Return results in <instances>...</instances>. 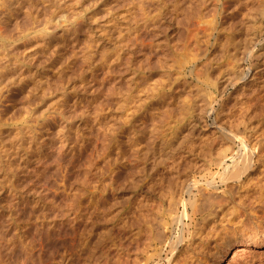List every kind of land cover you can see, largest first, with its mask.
<instances>
[{
  "label": "rangeland",
  "instance_id": "obj_1",
  "mask_svg": "<svg viewBox=\"0 0 264 264\" xmlns=\"http://www.w3.org/2000/svg\"><path fill=\"white\" fill-rule=\"evenodd\" d=\"M201 1L0 0V264H183L189 254L182 241L190 235L203 245L206 264H264V246L235 261L233 251L222 257L218 249L264 227V209L250 210L264 188V62L245 86L224 83L236 64L232 30L256 4L242 12L232 6L211 32ZM258 55L260 64L264 53ZM169 66L173 82L144 94ZM131 96L134 111L123 121ZM243 106L252 115L254 163L239 190L233 178L220 182L208 160L222 142L217 123ZM110 126L117 131L106 146ZM199 188L227 203L216 230L198 215L184 230L169 221L155 241L153 227L168 205L179 214L182 190L198 196ZM237 201L243 210L230 209ZM64 204L76 210L63 219Z\"/></svg>",
  "mask_w": 264,
  "mask_h": 264
},
{
  "label": "bare ground",
  "instance_id": "obj_2",
  "mask_svg": "<svg viewBox=\"0 0 264 264\" xmlns=\"http://www.w3.org/2000/svg\"><path fill=\"white\" fill-rule=\"evenodd\" d=\"M4 1V0H3ZM6 1V0H5ZM250 1H254L255 2V4H256V6H254L255 8L252 10V11H249L248 13H246L245 11V13H243L242 11L247 7V4H248V2H250ZM207 2V4H205ZM1 3H2V1H1ZM213 3H216L215 5L213 4ZM251 3V2H250ZM6 4V3H5ZM200 4H205L204 5V7L206 6V8H208L209 10H210V12H211V15H210V20H209V28L210 29H212V31L211 32H214L215 30H217L216 29V25H219V23H218V20H219V17L221 16V14H226L225 12L227 11H229V12H231L230 11V8L233 6L234 8H235V11L236 12H242V14H241V17H240V20H239V22H238V24L236 25V27L235 28H233V30H232V32H233V35L231 36L232 37V39L233 40H231V41H234V42H230L231 44H233V50L235 49V45H236V52H234L233 53V55H234V57L233 56H231L232 57V59H236V64H235V66H234V69H233V67L231 68V70H232V74H231V76L230 77H226V80L224 79V83H225V87L227 86V87H231L232 86V88L234 87H236V86H238V85H240L241 87L242 86H245V84H246V82L248 81V80H250V78L252 79V77H253V75H252V73H255V72H257L258 70V68L259 67H261L262 65H263V62L264 61H260L259 60V63L260 64H258V57L261 55V53H260V55H258L259 54V52L260 51H262V54L264 53L263 51H264V0H204V1H201L200 2ZM252 5H254L253 3H251ZM8 5V4H7ZM249 5V4H248ZM201 6V5H200ZM201 7H203V6H201ZM203 7V8H204ZM232 7V8H233ZM2 8V7H1ZM46 9V8H45ZM44 9V10H45ZM193 9V8H192ZM197 10H199V7L197 8ZM194 11V10H193ZM200 12H201V10H199ZM199 11H194V12H196L197 14H199L198 12ZM206 11H207V9H206ZM193 12V13H194ZM204 14H205V12H203ZM202 13V14H203ZM208 13H209V11H208ZM207 13V14H208ZM196 14V15H197ZM206 14V15H207ZM228 14V13H227ZM1 15V14H0ZM231 15V14H230ZM224 16V15H223ZM222 16V17H223ZM34 17V16H33ZM57 17V16H56ZM198 17V16H197ZM207 17H209V15H207ZM231 17V16H230ZM201 18H203V17H201ZM205 18H206V16H205ZM54 19V18H53ZM204 19V18H203ZM209 19V18H208ZM207 19V20H208ZM225 19V18H224ZM232 19V18H231ZM66 20V19H65ZM30 21V20H29ZM52 21V20H51ZM206 22V21H205ZM37 23V22H36ZM233 23V22H232ZM236 23V22H235ZM234 23V24H235ZM38 24H40V23H38ZM42 24V23H41ZM41 24H40V26H41ZM50 24H51V22L50 21H45V22H43V24H42V29H43V31H47V30H49L50 28H51V26H50ZM54 25H55V23H54ZM233 25V24H232ZM36 26V25H35ZM47 26H50V28H48ZM200 26V25H199ZM199 26H197V27H199ZM220 26V25H219ZM38 27V26H37ZM203 27V26H202ZM228 27V26H227ZM233 27V26H232ZM39 28V27H38ZM205 28V27H204ZM204 28H203V30H204ZM225 28V27H224ZM36 29V28H35ZM200 29H201V26H200ZM208 29V28H207ZM210 29H208V31H206V30H204V31H206V34L205 35H207V32H209V30ZM215 29V30H214ZM229 29V28H228ZM195 30V32H196V28L194 29ZM218 30H219V28H218ZM50 31V30H49ZM198 32L200 31V30H197ZM203 31V33H205ZM226 31V30H225ZM190 32V31H189ZM194 32V31H193ZM211 32H209V34H211ZM230 32V31H229ZM191 33V32H190ZM202 33V34H203ZM216 33V32H215ZM44 34V33H43ZM196 34V33H195ZM45 35V34H44ZM215 35V34H214ZM198 36V35H197ZM216 36V35H215ZM229 36V37H230ZM195 37V35H193V37H192V35L189 37V38H193V39H195L194 38ZM211 37H212V34H211ZM218 37V36H217ZM207 38V37H206ZM208 39H209V37H208ZM217 39V38H216ZM227 39V38H226ZM188 37H187V42H188ZM204 40H206V39H204ZM199 41V40H198ZM203 41V40H202ZM201 41V42H202ZM200 42V43H201ZM204 42V41H203ZM202 42V43H203ZM200 43H198V45H200ZM201 43V44H202ZM228 43V42H227ZM230 43H228V44H230ZM190 44H192V43H190ZM193 45H195L194 47L196 48V47H198L197 46V44H193ZM227 45V44H226ZM201 46V45H200ZM228 46V45H227ZM189 47H190V45H189ZM191 47H193V46H191ZM193 47V48H194ZM203 47V46H202ZM186 48V47H185ZM227 48V47H226ZM184 49V48H183ZM188 49V48H187ZM201 49V48H200ZM229 49V48H228ZM185 50V49H184ZM196 51H197V49H195ZM202 50V49H201ZM178 51V50H177ZM181 51H183V50H181ZM188 51V50H187ZM229 51V50H228ZM235 51V50H234ZM226 52V51H225ZM232 52V51H231ZM97 53V52H96ZM227 53H230V51L229 52H227ZM195 55V54H194ZM229 55H231V54H229ZM97 56H100V54L99 55H97ZM187 56H188V54H187ZM192 56H190V58H191ZM194 57V56H193ZM101 58V57H100ZM99 58V59H100ZM180 58V57H179ZM260 58V57H259ZM101 59H103V58H101ZM189 60V59H188ZM182 62V61H181ZM235 62V61H234ZM251 63L250 65H248L247 66V68H246V65H244V63ZM185 63V62H184ZM168 65V64H167ZM166 65V66H167ZM175 64H173V66H174ZM183 65V64H182ZM170 66H171V64H170ZM170 66H169V69H170ZM173 66H172V68H173ZM186 66V65H185ZM166 68V67H165ZM168 68V67H167ZM171 68V69H172ZM176 68V67H175ZM171 69H170V71L168 72V71H166V75H164L163 77L164 78H162V75L164 74H161L160 76V79L162 78V79H164V80H162V82H160L159 84H157V83H155V82H157V81H159V78L156 80L155 78H152V82H146L145 83V85H147V86H145V88L143 89L142 88V86H141V88L144 90H142V89H140L141 91H143V93L145 92H147V93H151V92H154V90H156V89H158L162 84H165V82L167 81V83H168V80H169V73H171L172 74V72H171ZM176 71L178 70V69H175ZM254 71V72H253ZM178 72H179V70H178ZM177 72V73H178ZM174 73V72H173ZM177 73L175 74V75H177ZM173 74V75H174ZM256 74V73H255ZM172 75V76H173ZM167 78H166V77ZM171 76V75H170ZM257 76V75H256ZM151 77V76H150ZM154 77V76H153ZM156 78H157V76H156ZM254 78V77H253ZM256 78V77H255ZM174 79V78H173ZM155 80V81H154ZM160 80V81H161ZM171 81H172V79H170ZM169 80V81H170ZM154 81V82H153ZM175 81V80H174ZM257 81V80H256ZM173 82V81H172ZM218 82H220V81H218ZM250 82H251V80H250ZM254 82H255V80H254ZM155 83V84H154ZM169 83H171V82H169ZM221 83V82H220ZM254 84V83H253ZM168 85V84H167ZM170 85V84H169ZM168 85V86H169ZM165 86V85H164ZM213 86V85H212ZM217 85L215 84V87H216ZM219 86V85H218ZM220 86H221V84H220ZM144 87V86H143ZM162 87V86H161ZM164 88V87H163ZM216 88H218V87H216ZM215 88V89H216ZM219 88H221V87H219ZM136 90H138V89H135V91H134V94H135V92H136ZM219 90V89H218ZM141 91H140V94H141ZM132 92V91H131ZM139 93V92H138ZM144 93V94H145ZM217 93V92H216ZM219 93V92H218ZM220 93H221V91H220ZM130 94V93H129ZM136 94H137V92H136ZM136 94L134 95V96H136ZM130 96V95H129ZM263 96V95H262ZM128 97V96H127ZM254 97V96H253ZM130 98V97H129ZM131 98H132V96H131ZM135 97H133L132 99H130V101H129V104H128V106H126V109L124 110L125 111V119L123 120V121H125L126 119L128 120V118H129V116H131V114H132V111H134V110H132L133 109V106H134V100H136V99H134ZM251 98V97H250ZM254 99V98H253ZM132 100V101H131ZM248 100V99H247ZM255 100V99H254ZM259 100H263V99H259ZM128 101V100H127ZM251 101V100H250ZM257 102V101H256ZM261 102H263V101H261ZM126 103V102H125ZM242 103H243V101H242ZM245 103V105H247V103L246 102H244ZM251 104H252V102H251ZM242 105H244V104H242ZM217 111H218V109H217ZM216 111V114H215V116L217 117V115H218V112L220 111H218L217 112ZM256 111V110H255ZM251 112H252V110H251ZM253 112H254V110H253ZM258 112V111H257ZM220 115V114H219ZM237 115V116H236ZM257 115V114H256ZM255 115V116H256ZM251 116L252 115H250V107L249 106H243V107H240L236 112H233L232 110H230V112H229V118H231V119H229L228 118V120L226 121V122H222V123H220L219 122V125H218V123H217V126H216V133H218L221 137H222V142L219 144V145H216V144H214V146L216 145V147L212 150V153H211V159L210 160H208V162H209V165L210 164H212L215 168H217V170L219 171L218 172V176L220 177V182H222V179L224 180V179H226V177H230V178H233L232 180H234L235 179V181L236 182H238V183H236L235 184V186H236V189H241V187L244 185V183L246 182V180H247V178L245 179V176H243L245 173V171H246V168H247V166L248 165H250V163H251V161H252V154H253V151H252V145L251 144H248V140H249V137H250V131H252V127H251V124L252 123H250V120H251ZM254 116V117H255ZM121 117H124V116H121ZM260 117V116H259ZM215 118V117H214ZM227 118V117H226ZM217 119V118H216ZM253 119V118H252ZM126 120V121H127ZM164 121L165 120H163V118L162 117H157V120L155 121V123L156 124H161V123H164ZM175 122H174V124L175 125H177V119H175L174 120ZM256 121H258V120H256ZM110 128L111 129H107L104 133H105V135H104V138H103V143H105V145L107 144H109L112 140L114 141V139L113 138H111V137H114L115 135H116V131H117V129L114 127V129H112V127L110 126ZM115 129H116V131H115ZM226 133H228V135H226ZM217 134V135H218ZM102 143V144H103ZM117 143V142H116ZM218 143V142H217ZM106 145V146H107ZM249 145H251V146H249ZM102 146H104V145H102ZM254 146V145H253ZM103 148V147H102ZM111 148V147H110ZM211 148V147H210ZM213 148V147H212ZM103 149H107L106 147H104ZM254 149H255V147H254ZM253 149V150H254ZM102 150V149H101ZM108 150V149H107ZM103 152V151H102ZM100 153H101V151H100ZM210 154V153H209ZM234 154H235V157H233L234 156ZM257 154V153H256ZM151 155V154H150ZM256 156H258V155H256ZM152 157V156H151ZM253 157H255V156H253ZM259 157V156H258ZM260 159V158H259ZM108 160V159H107ZM112 160V159H111ZM257 161L256 160V158H254L253 159V161ZM109 161V160H108ZM114 161V160H113ZM228 161H230L231 163H229V164H227V162ZM260 161V160H259ZM115 162V161H114ZM106 163H108V162H106ZM254 163V162H253ZM253 163H251V165L253 164ZM103 164V163H102ZM153 164V163H152ZM259 164V163H258ZM110 165V164H109ZM113 165V164H112ZM111 165V166H112ZM209 165H208V167H209ZM111 166H109V168L111 167ZM107 167V166H106ZM196 167V166H195ZM200 167V166H199ZM198 167V168H199ZM253 167V166H252ZM197 168V167H196ZM198 168H197V170H198ZM207 168V167H206ZM250 168V167H249ZM114 170V169H113ZM251 170H253V168L251 169ZM208 171V170H207ZM249 171V170H248ZM9 172V171H8ZM7 172V173H8ZM115 172V171H114ZM3 174V172L0 170V176ZM9 174V173H8ZM249 175V174H248ZM84 176V175H83ZM88 177H89V175H87ZM11 177V176H10ZM193 179H192V181H193V183L196 181V179H195V176L193 175ZM83 178V177H82ZM85 178L86 177H84L83 179L84 180H81L82 181V183H80L81 184V186H83L85 189H86V186L85 185H88L87 183V181L88 180H85ZM87 179V178H86ZM90 179V178H89ZM198 179V178H197ZM4 180V179H3ZM244 180V181H243ZM7 181H8V179H7ZM80 181V182H81ZM225 181V180H224ZM244 182V183H243ZM8 183V182H7ZM7 183H5V184H7ZM86 183V184H85ZM199 183H200V181H199ZM197 184H198V182H197ZM246 184V183H245ZM8 185V184H7ZM260 186V185H259ZM259 186H257V187H259ZM82 187V188H83ZM90 187V186H89ZM225 187H226V185H225ZM224 187V188H225ZM228 187V186H227ZM234 187V186H233ZM10 188V187H9ZM188 188V187H187ZM260 189H259V195H258V201L256 202V204L255 205H253V204H251V205H253L251 208H250V210L251 211H256V210H259V209H264V202H262V199H259L260 198V196H261V194H262V192H263V186H261V187H259ZM200 189V191H198L197 190V193L196 194H198V196H196V195H194V190H191V191H189V190H182V193H183V195L181 196V199H179L180 200V213L179 214H177V212H176V208L175 207H173L172 205H171V203H170V206L168 205V208H167V211H166V213L164 214V217L162 218V219H160V221L158 220V224L156 225V226H154L153 228H156L155 230H156V237H155V235L153 236V237H155V241H158L159 239H160V236L163 234H161V232L164 230L165 231V229H166V226H167V224H169L168 222L169 221H171V223H173L172 221H175V220H178V223L179 224H181V226H182V230H184L185 229V225H186V223H184V221H190V222H196V218L195 219H193L194 218V216H198V215H204L205 217H203V218H206L208 221H209V225L211 226L210 227V232L211 231H215L216 229H215V226H216V223H217V221L218 220H222L221 218H222V216H223V207H225L224 205H226L225 203H222V201H224V197H220L218 194H212V193H210V194H205L204 195V193H207V192H205V190H204V193L202 194V190H201V188H199ZM206 189V188H205ZM84 190V189H83ZM82 190V191H83ZM228 190V189H227ZM81 191V190H80ZM81 191V192H82ZM85 192V191H84ZM84 192H82L81 194H79V200H80V202H81V200L82 199H84ZM229 192V191H228ZM237 192V191H236ZM233 193H235V192H233ZM184 194H187V196H188V198L187 199H184ZM225 194V193H224ZM232 194V193H231ZM223 195V194H222ZM233 195H235V194H233ZM233 195H231V196H233ZM237 196H238V194H236ZM227 196V195H226ZM200 198V202H198V203H196V198ZM223 198V199H222ZM233 198V197H232ZM77 199V198H76ZM75 200V199H74ZM85 200V199H84ZM71 200H69V203H71L70 202ZM76 201V200H75ZM198 201V200H197ZM229 201V200H228ZM65 202V201H64ZM68 201H66L65 203H67ZM177 202V201H176ZM225 202V201H224ZM74 203V201L72 200V204ZM179 203V202H178ZM231 203V202H230ZM230 203H228L229 205H231V208L230 209H240V210H243V207H244V204L245 203H243V202H241V201H237L236 203H234V204H230ZM65 205V204H64ZM79 205V204H78ZM175 205H177V204H175ZM179 205V204H178ZM72 207H73V205H72ZM76 207V206H75ZM74 207V208H75ZM72 209L71 208V205L70 204H66L63 208H62V210H61V216H62V218L64 219L65 217H67L68 215H69V213L71 212V209H72V211L73 210H76V208L75 209ZM178 209V208H177ZM76 212V211H75ZM188 212H190V215H188L187 213ZM72 216V215H71ZM70 216V217H71ZM193 217V218H192ZM68 218H69V216H68ZM160 217H158V219H159ZM226 218L227 219H229V216L227 217L226 216ZM205 219V220H206ZM205 220H203V221H205ZM69 221V220H68ZM73 221V220H72ZM201 221V220H200ZM229 221V220H228ZM202 222V221H201ZM155 223H157V222H155ZM197 223V222H196ZM195 223V224H196ZM198 223H199V221H198ZM227 223H229V222H227ZM189 224H191V223H189ZM193 224V223H192ZM197 225V224H196ZM209 225H208V227H209ZM194 226V228H196L195 227V225H193ZM214 226V227H213ZM220 226V225H219ZM234 229V228H233ZM181 230V231H182ZM193 231V230H192ZM1 233V232H0ZM182 233V232H181ZM187 234V233H186ZM196 234V233H195ZM194 234V235H195ZM160 235V236H159ZM246 235V234H245ZM180 236H181V234H180ZM187 236V235H186ZM196 236V235H195ZM190 238H185L186 239V241H182V248H183V250L182 251H184L185 253H188L187 255H188V257H186L182 262H184L183 264H188V263H190V264H206L205 263V260H204V262L202 261L203 259H202V257H203V255L205 256V254H204V252H205V250H204V248H203V245L201 244V245H199V244H197L198 242H197V240L194 238V237H192V240H191V235L189 236ZM181 238V237H180ZM197 238V237H196ZM242 238V237H241ZM152 239H154V238H152ZM165 240V239H164ZM180 240H182V239H180ZM161 241V240H160ZM159 241V242H160ZM191 241V242H190ZM162 242H163V240H162ZM165 242H167L166 240H165ZM164 243V242H163ZM168 243V242H167ZM226 243V242H225ZM225 245V244H224ZM154 246V245H153ZM264 246V227L262 228V230L258 233V234H254V233H250V235H247V236H245V237H243L242 239H237L236 241H234V242H232V241H229L225 246H220V247H218V249L220 250V252H221V256L223 257V256H225V254H227V253H229L230 251L232 252L233 251V254L234 255H232L233 257H232V259H231V261H235V258H236V256H238V257H242L245 253H246V250H249L250 248H254L255 250H256V248H260V247H263ZM188 249L190 250V251H188ZM239 249V253H237L236 252V250H238ZM154 252H156L155 251V246L154 247H152L151 248V250H150V252L147 254V256H145V258H146V260L145 261H147V260H149V259H151V257H153V255L155 254ZM239 254V255H238ZM188 258V259H187ZM204 258V257H203ZM206 258V257H205ZM187 259V260H186ZM202 259V260H201ZM144 260H143V262H144ZM145 263V262H144ZM142 264V263H141ZM147 264V263H146ZM237 264V263H236Z\"/></svg>",
  "mask_w": 264,
  "mask_h": 264
}]
</instances>
